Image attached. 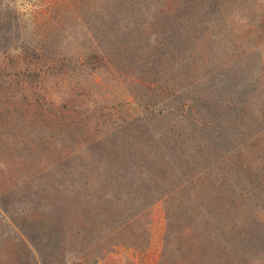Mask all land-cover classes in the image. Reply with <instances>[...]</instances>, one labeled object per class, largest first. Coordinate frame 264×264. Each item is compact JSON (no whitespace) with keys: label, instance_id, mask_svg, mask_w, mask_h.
I'll return each instance as SVG.
<instances>
[{"label":"rangeland","instance_id":"1","mask_svg":"<svg viewBox=\"0 0 264 264\" xmlns=\"http://www.w3.org/2000/svg\"><path fill=\"white\" fill-rule=\"evenodd\" d=\"M0 202V264H264V0H0Z\"/></svg>","mask_w":264,"mask_h":264},{"label":"trees","instance_id":"2","mask_svg":"<svg viewBox=\"0 0 264 264\" xmlns=\"http://www.w3.org/2000/svg\"><path fill=\"white\" fill-rule=\"evenodd\" d=\"M253 170H254V169H253L251 166L247 165V171L250 172V174H253ZM0 206H2L1 202H0ZM137 216H138V215H137ZM137 216H135V217H137ZM59 231L63 233V230L59 229ZM66 251H67V250H66ZM66 251L64 252V257H65V254H66V256H67Z\"/></svg>","mask_w":264,"mask_h":264}]
</instances>
